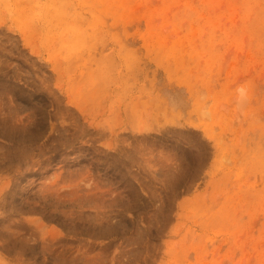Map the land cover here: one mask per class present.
I'll use <instances>...</instances> for the list:
<instances>
[{"label": "rangeland", "instance_id": "rangeland-1", "mask_svg": "<svg viewBox=\"0 0 264 264\" xmlns=\"http://www.w3.org/2000/svg\"><path fill=\"white\" fill-rule=\"evenodd\" d=\"M0 264H264V0H0Z\"/></svg>", "mask_w": 264, "mask_h": 264}, {"label": "bare ground", "instance_id": "bare-ground-1", "mask_svg": "<svg viewBox=\"0 0 264 264\" xmlns=\"http://www.w3.org/2000/svg\"><path fill=\"white\" fill-rule=\"evenodd\" d=\"M138 147H139V146H138ZM196 148H197V147H196ZM141 149H144V147L141 146ZM170 156H172V155L170 154Z\"/></svg>", "mask_w": 264, "mask_h": 264}]
</instances>
